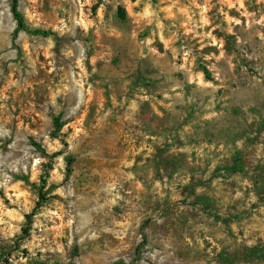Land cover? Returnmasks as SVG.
<instances>
[{"label": "rangeland", "instance_id": "obj_1", "mask_svg": "<svg viewBox=\"0 0 264 264\" xmlns=\"http://www.w3.org/2000/svg\"><path fill=\"white\" fill-rule=\"evenodd\" d=\"M12 2L0 264H264V0Z\"/></svg>", "mask_w": 264, "mask_h": 264}, {"label": "trees", "instance_id": "obj_2", "mask_svg": "<svg viewBox=\"0 0 264 264\" xmlns=\"http://www.w3.org/2000/svg\"><path fill=\"white\" fill-rule=\"evenodd\" d=\"M11 9H12V13H13L14 18L17 21V25L19 27H22L23 26V18H22V15L20 14V12L17 10L16 0H13ZM34 32H36V33H45V32H40L39 30H34ZM38 205H39V202H37V206L36 207H38ZM32 215H33V212H31V213L26 215L27 221L30 222V218H31Z\"/></svg>", "mask_w": 264, "mask_h": 264}]
</instances>
